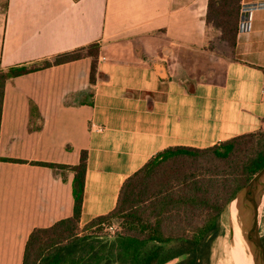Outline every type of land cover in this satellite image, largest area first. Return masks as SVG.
Returning a JSON list of instances; mask_svg holds the SVG:
<instances>
[{
    "label": "crops",
    "instance_id": "crops-1",
    "mask_svg": "<svg viewBox=\"0 0 264 264\" xmlns=\"http://www.w3.org/2000/svg\"><path fill=\"white\" fill-rule=\"evenodd\" d=\"M264 0H241L249 8ZM209 0H0V71L89 57L9 80L0 125V264H23L31 232L74 214L70 171L87 152L81 226L170 147L264 132V7L221 61L206 49ZM213 35H218L214 33ZM216 59V60H215Z\"/></svg>",
    "mask_w": 264,
    "mask_h": 264
},
{
    "label": "trees",
    "instance_id": "trees-1",
    "mask_svg": "<svg viewBox=\"0 0 264 264\" xmlns=\"http://www.w3.org/2000/svg\"><path fill=\"white\" fill-rule=\"evenodd\" d=\"M241 8V0H209L207 29L217 33L218 41L229 50L236 45ZM99 53L100 43H93L53 61L1 70L0 125L9 80L89 57L94 84ZM245 150L251 153L242 155ZM87 162V152H82L75 166L34 163L74 174V214L51 227L34 229L23 264H212L222 213L264 167V132L206 149L178 146L159 152L124 182L112 212L81 228ZM113 219L121 220L118 233H90ZM262 240L264 244V235Z\"/></svg>",
    "mask_w": 264,
    "mask_h": 264
},
{
    "label": "rangeland",
    "instance_id": "rangeland-1",
    "mask_svg": "<svg viewBox=\"0 0 264 264\" xmlns=\"http://www.w3.org/2000/svg\"><path fill=\"white\" fill-rule=\"evenodd\" d=\"M213 34H214L213 31L209 32V36H208L209 40H207L206 49L212 52L213 55L215 54L216 58L219 57L221 58V61H223L228 58L229 49L224 44H221L218 41V37ZM250 153L251 152L249 150H245L242 155H249ZM230 202L226 206L220 218L221 233L218 235L213 245L212 264H254L253 256L245 240L244 232L240 226L239 220L237 219V214L236 217H234V219L232 217L233 207L231 206L232 204ZM260 220H261L262 234L264 235V195L260 206ZM235 224H237V226L239 227L240 231L243 234V243H244L243 245L245 248V251L243 253L234 252V250H232L228 246V244L232 243ZM84 226H81V228H84ZM120 230H121V220L113 219L109 223H104L102 225L95 226L92 230H90V233H98V234L101 233V234H107L108 236H112L118 233ZM224 245H226L225 248L227 249L224 248Z\"/></svg>",
    "mask_w": 264,
    "mask_h": 264
},
{
    "label": "water",
    "instance_id": "water-1",
    "mask_svg": "<svg viewBox=\"0 0 264 264\" xmlns=\"http://www.w3.org/2000/svg\"><path fill=\"white\" fill-rule=\"evenodd\" d=\"M264 195V167L231 200L235 202L237 219L253 256L254 264H264V244L260 206Z\"/></svg>",
    "mask_w": 264,
    "mask_h": 264
},
{
    "label": "bare ground",
    "instance_id": "bare-ground-1",
    "mask_svg": "<svg viewBox=\"0 0 264 264\" xmlns=\"http://www.w3.org/2000/svg\"><path fill=\"white\" fill-rule=\"evenodd\" d=\"M233 207V219L234 217H236V214H237V209H236V205H235V202L232 203L231 205ZM230 218V217H229ZM236 223V221H235ZM230 232V231H229ZM231 234V233H230ZM243 234L242 232L240 231L239 227L237 226V224L234 225V235H233V239H232V243L228 244V246L234 250V252H237V253H243L245 251V248H244V245H243ZM226 247V245H224V248ZM234 248V249H233ZM227 249V248H225ZM232 252V251H230ZM230 254V253H229ZM228 254V255H229ZM225 255V254H224ZM234 255V254H233ZM234 257V256H233ZM233 260V259H232ZM229 261V259H228ZM227 261V262H228ZM229 263V262H228Z\"/></svg>",
    "mask_w": 264,
    "mask_h": 264
},
{
    "label": "built area",
    "instance_id": "built-area-1",
    "mask_svg": "<svg viewBox=\"0 0 264 264\" xmlns=\"http://www.w3.org/2000/svg\"><path fill=\"white\" fill-rule=\"evenodd\" d=\"M264 7V3L255 4L252 7H250V10H246L247 8H241L240 12V21H239V32L244 31L249 28L250 26V17L248 16L251 9L255 8H261Z\"/></svg>",
    "mask_w": 264,
    "mask_h": 264
}]
</instances>
